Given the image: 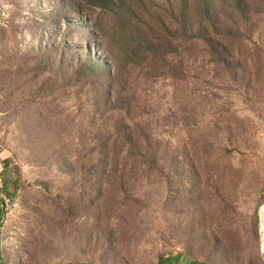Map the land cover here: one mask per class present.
<instances>
[{
    "label": "rangeland",
    "instance_id": "1",
    "mask_svg": "<svg viewBox=\"0 0 264 264\" xmlns=\"http://www.w3.org/2000/svg\"><path fill=\"white\" fill-rule=\"evenodd\" d=\"M220 3L130 62L84 0H0V264H264V0Z\"/></svg>",
    "mask_w": 264,
    "mask_h": 264
},
{
    "label": "trees",
    "instance_id": "2",
    "mask_svg": "<svg viewBox=\"0 0 264 264\" xmlns=\"http://www.w3.org/2000/svg\"><path fill=\"white\" fill-rule=\"evenodd\" d=\"M87 6L98 9L114 19L118 48L130 62L146 60L148 54L167 51L164 37H214L212 26L222 16L216 14L217 4L227 0H84ZM242 10L245 0H231ZM152 38V39H151ZM184 39V38H183ZM185 40H187L185 38ZM189 40V39H188ZM205 41L210 42L206 39ZM146 160L158 161V151L146 150ZM151 157H148L150 156ZM183 255L161 258L159 264H179ZM186 264H199L188 261Z\"/></svg>",
    "mask_w": 264,
    "mask_h": 264
},
{
    "label": "built area",
    "instance_id": "3",
    "mask_svg": "<svg viewBox=\"0 0 264 264\" xmlns=\"http://www.w3.org/2000/svg\"><path fill=\"white\" fill-rule=\"evenodd\" d=\"M1 165H0V190L2 191L3 189V185H4V179L1 176ZM2 199H3V207L5 211H8L11 207H12V201L11 199L7 198L6 196H4L3 191H2Z\"/></svg>",
    "mask_w": 264,
    "mask_h": 264
},
{
    "label": "crops",
    "instance_id": "4",
    "mask_svg": "<svg viewBox=\"0 0 264 264\" xmlns=\"http://www.w3.org/2000/svg\"><path fill=\"white\" fill-rule=\"evenodd\" d=\"M4 217H5V210L3 207L2 191L0 190V233H1V227ZM0 261H1V256H0Z\"/></svg>",
    "mask_w": 264,
    "mask_h": 264
},
{
    "label": "water",
    "instance_id": "5",
    "mask_svg": "<svg viewBox=\"0 0 264 264\" xmlns=\"http://www.w3.org/2000/svg\"><path fill=\"white\" fill-rule=\"evenodd\" d=\"M261 214V217H263V214H264V208L262 210V213ZM262 220V218H261ZM261 251L262 253H264V226H262V242H261Z\"/></svg>",
    "mask_w": 264,
    "mask_h": 264
},
{
    "label": "bare ground",
    "instance_id": "6",
    "mask_svg": "<svg viewBox=\"0 0 264 264\" xmlns=\"http://www.w3.org/2000/svg\"><path fill=\"white\" fill-rule=\"evenodd\" d=\"M263 208H264V205L260 208V213H262ZM262 226H264V220L263 219L261 220V223H260V231H261V234H262Z\"/></svg>",
    "mask_w": 264,
    "mask_h": 264
}]
</instances>
